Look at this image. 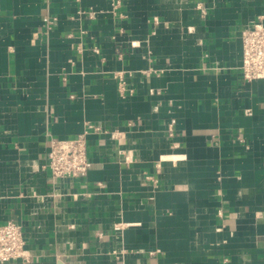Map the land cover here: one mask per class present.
<instances>
[{
  "label": "crops",
  "instance_id": "0c3cea01",
  "mask_svg": "<svg viewBox=\"0 0 264 264\" xmlns=\"http://www.w3.org/2000/svg\"><path fill=\"white\" fill-rule=\"evenodd\" d=\"M257 17L264 0H0V225L25 238L0 264H264V78L239 70ZM87 123L119 135L52 177L50 140Z\"/></svg>",
  "mask_w": 264,
  "mask_h": 264
},
{
  "label": "built area",
  "instance_id": "2783aa9c",
  "mask_svg": "<svg viewBox=\"0 0 264 264\" xmlns=\"http://www.w3.org/2000/svg\"><path fill=\"white\" fill-rule=\"evenodd\" d=\"M46 20V19H44ZM241 62L240 77L245 82L264 78V24L257 17L240 30ZM118 90H124V81L119 78ZM91 132L110 133L114 137L118 131H105L97 125L87 123L84 129L70 138L50 140L47 153V168L52 177L63 175H84L91 166L87 156L86 137ZM172 135V128H169ZM25 238L21 226L8 220L0 225V262L24 257Z\"/></svg>",
  "mask_w": 264,
  "mask_h": 264
},
{
  "label": "water",
  "instance_id": "95a60500",
  "mask_svg": "<svg viewBox=\"0 0 264 264\" xmlns=\"http://www.w3.org/2000/svg\"><path fill=\"white\" fill-rule=\"evenodd\" d=\"M56 264H64L62 261H57Z\"/></svg>",
  "mask_w": 264,
  "mask_h": 264
}]
</instances>
